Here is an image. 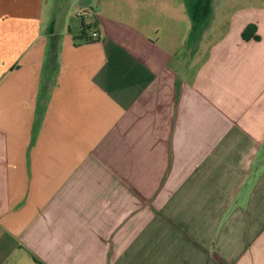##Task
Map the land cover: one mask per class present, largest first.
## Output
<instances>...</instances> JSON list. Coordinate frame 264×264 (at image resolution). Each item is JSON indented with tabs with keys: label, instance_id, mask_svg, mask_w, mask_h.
<instances>
[{
	"label": "crops",
	"instance_id": "1",
	"mask_svg": "<svg viewBox=\"0 0 264 264\" xmlns=\"http://www.w3.org/2000/svg\"><path fill=\"white\" fill-rule=\"evenodd\" d=\"M0 264H264V0H0Z\"/></svg>",
	"mask_w": 264,
	"mask_h": 264
},
{
	"label": "trees",
	"instance_id": "2",
	"mask_svg": "<svg viewBox=\"0 0 264 264\" xmlns=\"http://www.w3.org/2000/svg\"><path fill=\"white\" fill-rule=\"evenodd\" d=\"M89 33H91V35ZM81 37L86 43H92L101 40L97 20L93 19V21L89 24H86L85 21H82ZM252 37L258 39L256 36V27L254 25L248 26L243 32V38L245 40H249Z\"/></svg>",
	"mask_w": 264,
	"mask_h": 264
},
{
	"label": "rangeland",
	"instance_id": "3",
	"mask_svg": "<svg viewBox=\"0 0 264 264\" xmlns=\"http://www.w3.org/2000/svg\"><path fill=\"white\" fill-rule=\"evenodd\" d=\"M79 21L81 22V18H79Z\"/></svg>",
	"mask_w": 264,
	"mask_h": 264
}]
</instances>
